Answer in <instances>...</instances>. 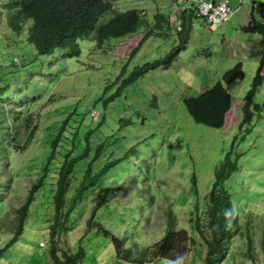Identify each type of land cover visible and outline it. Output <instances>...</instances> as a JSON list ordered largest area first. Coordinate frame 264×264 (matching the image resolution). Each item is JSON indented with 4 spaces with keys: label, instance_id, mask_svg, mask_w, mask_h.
I'll return each mask as SVG.
<instances>
[{
    "label": "rangeland",
    "instance_id": "1",
    "mask_svg": "<svg viewBox=\"0 0 264 264\" xmlns=\"http://www.w3.org/2000/svg\"><path fill=\"white\" fill-rule=\"evenodd\" d=\"M196 1L116 0L113 11L145 9L147 25L140 26L129 36L108 38L101 47L96 44L94 30L89 37L79 39L78 56H64L56 49L55 53L42 57L40 65L28 73L21 71L23 63L31 59V54L25 58L24 32L19 36L10 33L4 22L5 13H2L0 49L4 42L9 51L0 50V71L11 59H15V64L8 68L9 76L18 71L14 74L17 78L14 75L9 78L12 85L0 99V110H3V117L10 115L8 108H18V105L6 95L22 94V109L29 107L41 113L30 142L23 147L27 135L23 133L17 137L20 149H12L7 157L6 153L2 154L0 179L11 177L7 210L22 201L30 181L37 176L47 150L44 148L45 135L57 128L60 120L69 113L81 112L85 107L83 103L95 100L99 95L106 105L105 123L113 120L114 126L118 118L129 117L134 124L114 131V143L108 147L104 141L99 152L101 157L115 159L122 156L125 149H131L130 155L120 163L122 172L107 179L113 188L101 208L96 210L95 219L99 217L114 234L125 236L122 246L137 252L161 239L169 216H172L174 230L187 228L189 217L193 216L190 212L194 199L199 203L205 199L217 167L226 158L238 154L239 171L224 182V188L232 199L231 210H235V206L244 209L240 214L245 229L241 226L239 231H234L229 246L241 252L247 246V234H251L250 251L259 263L264 264L260 243L264 224V42L260 33L241 29L252 16L264 19V0H230L232 12L229 19L220 24L197 17L195 5H192ZM184 9L190 22L185 49L177 54L169 67L151 69L118 92L122 78L135 65L163 57L178 43L176 27L181 20L170 19ZM112 13L103 14L99 24L105 23ZM232 15L236 20H230ZM161 16L166 21H159ZM237 21L243 24H237ZM149 28L153 33L144 38L128 58L130 47ZM39 59L36 58L34 63ZM238 62L241 63L242 78L225 81V72ZM258 70L262 81L253 101L260 104V110L254 111L250 122L242 125L244 97ZM217 81L224 85L231 99L222 127L195 122L187 112L182 96H196ZM15 83L23 86L17 87ZM35 86L38 87L33 92ZM51 95L53 99H50ZM90 109L95 110L93 119L96 120L97 111H100L98 105L91 103ZM104 130L106 134L110 133L107 126ZM2 144H6V137ZM96 149L97 144L91 142L89 157ZM98 192L85 194L84 201L79 202L77 211L72 214L70 221L75 224V229L64 232L68 244L83 233ZM185 195L187 198L183 203ZM45 199L39 194L34 200L30 221L50 212L47 205L41 204ZM130 215L135 219L129 220ZM29 229L27 226L25 231ZM30 234L31 231L29 239L34 240L36 237ZM19 241L20 245L26 244L25 240ZM107 247L110 245L106 241L98 249ZM88 258L85 264H97L94 254L89 252ZM110 264L117 263L110 260ZM120 264L131 263L123 261ZM229 264H253V261L235 256Z\"/></svg>",
    "mask_w": 264,
    "mask_h": 264
},
{
    "label": "trees",
    "instance_id": "2",
    "mask_svg": "<svg viewBox=\"0 0 264 264\" xmlns=\"http://www.w3.org/2000/svg\"><path fill=\"white\" fill-rule=\"evenodd\" d=\"M115 1L0 0V20L4 12L8 31L16 36L24 32L22 43L25 58L31 54V59L23 63L21 71L28 73L34 70L40 65L42 57L55 53L56 49H60L58 53L64 56H78L79 39L89 37L94 30L96 44L101 47L108 38L129 36L137 32L140 26L147 25L145 9L130 8L116 12L113 11ZM193 9L196 11L195 7ZM110 11L113 12L112 16L105 23L99 24L102 15ZM180 20V26L176 27L178 43L163 57L135 65L122 78L118 92L151 69L158 66L169 67L177 54L185 49L190 34V22L185 17V9L181 11ZM159 21H166V18L161 16ZM242 30L260 33L264 42V19L252 16L242 26ZM152 33L150 28L142 32V37L130 47L128 58L139 48L143 39ZM4 36L9 37L8 34ZM0 38L3 39V35ZM1 49L9 51V46H4L2 42ZM38 57L40 59L35 64ZM14 64L15 59H11L0 71V99L10 91L12 80L9 78L18 70L9 76L8 68ZM242 76L241 63L238 62L225 72L223 79L229 81ZM14 78L17 76L14 75ZM261 81L262 74L258 70L244 97L241 124L249 123L254 111L260 110V104L253 101V96ZM16 85L23 86L19 83ZM37 87L33 88V92ZM22 96L7 94L6 98L14 100L18 108L9 107L10 115L6 114L4 117L3 110H0V176L2 154L6 153L7 157L12 149H20L17 137L23 133L27 134L25 147L36 130L38 117L41 116L40 110L32 111L29 107L22 109ZM50 99H53L52 95ZM102 100L103 97L98 95L95 100L83 103L85 107L81 112L74 110L69 113L60 120L57 128L45 135L44 148L47 150L39 172L30 181L22 201L12 210L6 209L11 177L0 179V264H85L89 259V252L90 255L94 254L97 264H110V260L117 264L123 261L131 264H229L235 256L250 258L253 264H261L250 251L251 234H247V246L241 252L229 246L234 231H239L241 226L245 229L243 216L240 214L244 209L236 206L235 210H231L229 194L224 188V182L239 171L238 154L226 158L217 167L205 199L201 203L194 199L190 212L193 216L189 217L187 228L174 230L172 216L168 215L165 234L161 239L137 252L123 247L125 236L114 234L110 227L100 221L98 214V219H95L96 210L101 208L113 188L107 179L122 172L120 163L130 155L131 149H125L123 155L115 159L101 157L99 152L104 141L108 147L114 143V131L134 124L129 117L118 118L114 126L113 120L105 123L106 105ZM182 101L195 122L211 127H222L226 112L231 107L230 94L220 81L196 96H182ZM91 103L98 105L100 110L97 111L96 120L93 119L95 110L90 109ZM104 126L110 129V133L106 134ZM94 134L97 135L92 136ZM5 137L6 144L3 145ZM91 142L97 144V149L89 157ZM96 191H99L97 200L85 220L83 233L72 244H68L64 232L66 229H75V224L70 221L74 216L72 214L77 211L79 202L84 201L85 194H94ZM39 194L47 198L41 204L47 205L50 212L36 216L35 222L30 221V207ZM186 198V195L183 196V203ZM128 219L133 220L135 217L130 215ZM27 226L30 229L25 231ZM30 231V236L36 237L34 240L28 237ZM19 240H25L26 244L20 245ZM29 240L32 242L28 243ZM106 241L110 247L99 250V245ZM260 243L264 252V224Z\"/></svg>",
    "mask_w": 264,
    "mask_h": 264
},
{
    "label": "built area",
    "instance_id": "3",
    "mask_svg": "<svg viewBox=\"0 0 264 264\" xmlns=\"http://www.w3.org/2000/svg\"><path fill=\"white\" fill-rule=\"evenodd\" d=\"M198 13L206 17L209 22L219 24L227 19L230 13V7L226 1L213 3L200 0L198 5Z\"/></svg>",
    "mask_w": 264,
    "mask_h": 264
},
{
    "label": "clouds",
    "instance_id": "4",
    "mask_svg": "<svg viewBox=\"0 0 264 264\" xmlns=\"http://www.w3.org/2000/svg\"><path fill=\"white\" fill-rule=\"evenodd\" d=\"M203 1H207V0H203ZM219 1H226V3L228 4V6L230 7V13H229V15H228V17H227V19L229 18V16H230V14H231V12H232V7L230 6V4H229V0H210V1H207V2H213V3H217V2H219ZM199 2H200V0H197L196 1V4H194L195 5V8H196V16L197 17H203L204 18V20L206 21V22H208V23H212V22H209L207 19H206V17H204L203 15H201V14H199L198 13V5H199ZM137 9H140V8H137ZM141 10V9H140ZM144 10V9H143ZM182 11V10H181ZM116 12H121V11H116ZM180 15H181V12H180ZM180 15L179 14H176L175 16H177V18L176 19H170V20H176V21H178L179 19L178 18H180ZM174 16V15H173ZM227 19H225L224 21H226ZM250 19V18H249ZM224 21H222V22H224ZM221 22V23H222ZM180 24H181V21H180V23H179V25L178 26H180ZM213 24H216V23H213ZM220 24V23H219ZM241 29H242V26H241ZM243 125V124H242ZM227 192V191H226ZM229 197H230V195H229ZM230 200H231V202H230V204H232V199H231V197H230ZM236 207V206H235ZM235 209V208H234ZM40 243V245L42 244L41 242H39Z\"/></svg>",
    "mask_w": 264,
    "mask_h": 264
},
{
    "label": "crops",
    "instance_id": "5",
    "mask_svg": "<svg viewBox=\"0 0 264 264\" xmlns=\"http://www.w3.org/2000/svg\"><path fill=\"white\" fill-rule=\"evenodd\" d=\"M229 3H230V0H229ZM176 18H177V16H175V15H174V16H173V15L171 16V19H176ZM228 19H229V18H228ZM232 19H235L233 15L231 16V19H230V20H232ZM235 20H236V19H235ZM245 20H246V19H245ZM244 22H245V21H244ZM237 24L242 25L243 23L237 21ZM237 24H235V25H237Z\"/></svg>",
    "mask_w": 264,
    "mask_h": 264
}]
</instances>
